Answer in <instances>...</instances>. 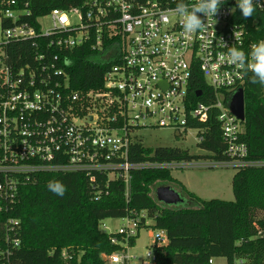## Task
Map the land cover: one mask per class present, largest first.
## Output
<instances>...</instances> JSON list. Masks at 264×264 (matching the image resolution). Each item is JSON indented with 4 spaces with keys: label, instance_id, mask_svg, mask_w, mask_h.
Returning a JSON list of instances; mask_svg holds the SVG:
<instances>
[{
    "label": "built area",
    "instance_id": "2783aa9c",
    "mask_svg": "<svg viewBox=\"0 0 264 264\" xmlns=\"http://www.w3.org/2000/svg\"><path fill=\"white\" fill-rule=\"evenodd\" d=\"M177 3L66 2L45 16L47 31L41 29L40 18L36 26L16 24L19 12L0 10V22L8 19L14 24L2 30L0 41V213L12 211L20 186L39 174L82 173L92 183L98 175H105L108 181H122L129 202L135 171L264 167V160L248 158L247 146L239 141L242 121L229 109L233 94L251 72L245 74L227 61L230 47L248 54L259 41H247V19L236 0H223L217 15L208 17L207 30L192 34L185 32L175 12ZM6 4L12 6L15 0ZM26 41H32L34 48L32 64L9 61L7 47ZM86 45L92 61L109 66L100 89L81 93L70 87L67 68L72 60L51 48L71 54ZM198 77L205 92L195 88ZM196 90L201 93L196 95ZM191 92L198 99L193 100ZM210 117L220 128L226 158H214L203 150L206 157L186 162H129V147L137 130L170 129L183 139L182 134L194 129L197 144L211 129ZM142 217L121 218L124 224L110 238L111 244L121 248L102 256L106 264L130 263L129 240L136 236ZM0 225L6 242L0 247V264H8L10 249L19 246L17 239L10 238L18 234L19 222L9 218ZM151 236L154 247L166 245L163 230L156 229ZM62 255L68 258L65 251ZM147 256L151 261L146 264H152L154 255L149 252ZM213 261L209 258L208 264ZM233 264L246 263L237 257Z\"/></svg>",
    "mask_w": 264,
    "mask_h": 264
},
{
    "label": "trees",
    "instance_id": "16d2710c",
    "mask_svg": "<svg viewBox=\"0 0 264 264\" xmlns=\"http://www.w3.org/2000/svg\"><path fill=\"white\" fill-rule=\"evenodd\" d=\"M7 1H0V10L9 8L19 12L16 24L36 26V19L45 17L51 10L63 8L66 2L79 5L82 0H15L12 6H8ZM13 25L8 19L1 21L2 30ZM244 28L248 42L264 40V10H256L253 17L247 18ZM51 50L66 53L72 60L67 73L73 91L85 93L102 87L103 74L109 65L92 61L87 45L74 49L71 54ZM5 51L8 60L16 65L32 64V41L10 44ZM251 76L249 73L241 86L244 130L239 141L247 146L249 159L264 160V86L251 83ZM196 81L195 88L204 91L201 77ZM190 97L198 99L192 92ZM208 124L211 129L196 146L212 153L214 158H226L222 154L217 122L210 117ZM202 157L206 155H192L187 149L145 148L136 140L128 154L130 163L186 162ZM170 173L171 170L165 169L132 172L129 202L125 200L122 181H108L105 175H98L96 183L82 173L34 176L20 186L13 210L0 213V224L9 218L19 222L18 234L10 237L17 239L19 246L10 249L8 264H106L102 256L117 252L121 247L111 244L110 238L115 234L102 232L101 222L127 215L137 218L141 214L144 217L140 218L138 232L147 227L145 222L150 220L155 230H163L167 235L166 245L152 247L155 257L152 264H208L209 258L219 257H223L226 264H233L237 257L246 264H264V167L235 169L230 180L231 201L203 200ZM50 181H60L66 186L62 197L48 190ZM157 183H167L173 190L179 188L183 197L180 196L196 206L173 208L158 202L151 196ZM138 232L129 240L130 247L135 245ZM5 245L0 236V247ZM63 251L67 253L66 260L62 257Z\"/></svg>",
    "mask_w": 264,
    "mask_h": 264
},
{
    "label": "rangeland",
    "instance_id": "374dc122",
    "mask_svg": "<svg viewBox=\"0 0 264 264\" xmlns=\"http://www.w3.org/2000/svg\"><path fill=\"white\" fill-rule=\"evenodd\" d=\"M39 25L43 31L49 29V20L47 17L40 18L38 20ZM2 38V29L0 22V41ZM196 131L189 129L185 132V138H176L178 132L170 129L155 128V129H140L137 130L136 140L140 142L145 148H179L188 150L190 154L197 155L203 154V150L196 146L195 140ZM203 158V157H202ZM201 158V159H202ZM235 173V169L231 168H186V169H172L171 177L180 182L187 190L194 193L197 197L203 200L221 199L231 201L233 195L231 191L230 180ZM168 186L167 183H157L153 186L151 196L156 199L155 192L157 188ZM177 193L182 197L181 190L175 187ZM190 206H196L194 202L184 200L183 203L173 205V208H180ZM148 226L141 228L138 232V236L133 247H128V253L133 258L129 264H146L150 263L151 257L147 254L150 252L153 254L152 247L154 242L151 234L156 233V230L152 227V222L147 220ZM124 224L121 218H107L101 222L99 228L102 232L107 234H114ZM0 231L3 227L0 225ZM4 237L3 234H0ZM213 264H226V260L223 257L213 259Z\"/></svg>",
    "mask_w": 264,
    "mask_h": 264
},
{
    "label": "clouds",
    "instance_id": "9594fccd",
    "mask_svg": "<svg viewBox=\"0 0 264 264\" xmlns=\"http://www.w3.org/2000/svg\"><path fill=\"white\" fill-rule=\"evenodd\" d=\"M222 4L223 0H195L194 3L179 0L175 12L182 18L185 32L192 34L197 31H206L208 17L217 15ZM236 6L242 16L247 19L253 17L257 7L264 8V3L260 0H236ZM231 11L233 12V9ZM227 61L245 74L251 72V83L264 86V40L254 44L248 54L238 48L230 47L227 52ZM47 187L50 192L61 197L67 191L66 186L60 181H50Z\"/></svg>",
    "mask_w": 264,
    "mask_h": 264
},
{
    "label": "water",
    "instance_id": "95a60500",
    "mask_svg": "<svg viewBox=\"0 0 264 264\" xmlns=\"http://www.w3.org/2000/svg\"><path fill=\"white\" fill-rule=\"evenodd\" d=\"M200 93L201 91L196 90L195 94L199 95ZM229 109L233 115H235L239 120L243 121V90H241V88H238L237 91L233 94V97L229 104ZM155 196L158 202L168 206H173L184 202V199L180 196V194L168 186L157 188Z\"/></svg>",
    "mask_w": 264,
    "mask_h": 264
}]
</instances>
